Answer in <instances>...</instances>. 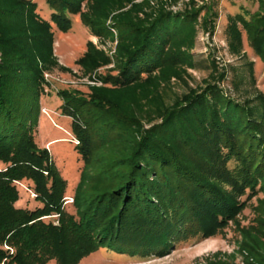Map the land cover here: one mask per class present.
<instances>
[{"label": "trees", "instance_id": "16d2710c", "mask_svg": "<svg viewBox=\"0 0 264 264\" xmlns=\"http://www.w3.org/2000/svg\"><path fill=\"white\" fill-rule=\"evenodd\" d=\"M180 1L46 0V20L32 0H0V264H79L100 249L163 258L222 233L264 190L255 62L231 79L236 97L214 58L208 78L190 87L197 37L214 35L219 0H182L172 10ZM258 2L256 12L229 15L224 34L231 57L246 58L247 41L264 65ZM72 16L99 42L75 63L79 78L95 83L88 93L59 92L83 162L73 196L36 141L46 75L72 72L55 55L53 30L68 33ZM174 82L188 91L169 103ZM20 190L42 206L19 208ZM248 240L244 264H264Z\"/></svg>", "mask_w": 264, "mask_h": 264}, {"label": "rangeland", "instance_id": "374dc122", "mask_svg": "<svg viewBox=\"0 0 264 264\" xmlns=\"http://www.w3.org/2000/svg\"><path fill=\"white\" fill-rule=\"evenodd\" d=\"M38 5L39 15L50 20L51 9L46 0H32ZM246 4L250 11L254 10L253 3L246 0H219L220 18L217 21L216 30L213 36L205 34L202 29L197 37L196 46L193 51L196 68L190 70L191 78L187 81L190 87H197L203 84L212 71L211 60L217 61L220 69L228 72V81L222 86L232 96H238L233 90L231 79L235 74L248 71L246 64L255 62L254 73L257 79V88L264 93V65L245 41L246 58L236 59L230 56L227 50L224 30L229 15L241 13V6ZM184 3L173 7L172 10L179 11ZM73 24L68 33L60 32L54 25L56 37L55 55L60 65L72 70L71 73H63L59 70L51 73V84L45 85V92L41 98V115L36 134V141L39 147L49 150L55 166L60 171L68 184V194L72 196L80 181L82 160L75 149L76 138L72 133L71 125L73 119L64 116L61 105L64 104L59 92L71 91L86 95L89 91L88 79H81V71L76 66V61L85 53L89 41L99 45L96 38H93L89 30L82 24L79 16H72ZM112 54V53H111ZM240 70V71H239ZM106 73V70L102 71ZM245 87V86H244ZM188 91V86L183 82H174L172 93L168 94V102L172 103L175 96H180ZM59 139L51 143L50 141ZM2 168V165H0ZM29 187L28 184H25ZM32 190V188H30ZM32 191L20 190V200L17 203L19 208L33 210L42 205L36 201ZM245 199V197L243 198ZM73 211V208L71 209ZM55 220V219H54ZM50 221V220H46ZM251 241L257 251L264 255V190L259 191L255 196L248 199L246 206L239 214L235 222L219 233L217 236L208 239L190 240L180 244L177 248L163 258L142 259L120 255L107 249H100L81 260L79 264H244L243 246L246 240ZM48 264H57L51 261Z\"/></svg>", "mask_w": 264, "mask_h": 264}, {"label": "crops", "instance_id": "0c3cea01", "mask_svg": "<svg viewBox=\"0 0 264 264\" xmlns=\"http://www.w3.org/2000/svg\"><path fill=\"white\" fill-rule=\"evenodd\" d=\"M246 1H248V0H246ZM249 1H251L252 3H253V8H255L254 10H252V11H250V9H248V7L246 6V4H244L243 6H241L240 8H244L245 10H247V11H250V12H256L257 10H258V8H259V2H258V0H249ZM59 139H56V140H53V141H50V143H48V145H47V147L51 144V143H53V142H55V141H58Z\"/></svg>", "mask_w": 264, "mask_h": 264}, {"label": "built area", "instance_id": "2783aa9c", "mask_svg": "<svg viewBox=\"0 0 264 264\" xmlns=\"http://www.w3.org/2000/svg\"><path fill=\"white\" fill-rule=\"evenodd\" d=\"M51 77H52L51 75L47 74L46 75V80L50 82V78ZM89 84H95V83L90 82ZM76 144H79V142L77 140H76ZM72 202H73V199L72 198H67L66 199V203H72Z\"/></svg>", "mask_w": 264, "mask_h": 264}]
</instances>
